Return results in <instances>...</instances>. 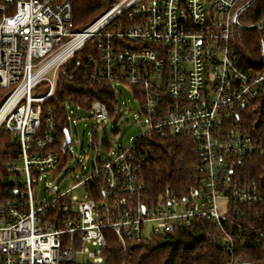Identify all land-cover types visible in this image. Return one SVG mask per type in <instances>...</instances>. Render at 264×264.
Wrapping results in <instances>:
<instances>
[{"label":"built area","instance_id":"1","mask_svg":"<svg viewBox=\"0 0 264 264\" xmlns=\"http://www.w3.org/2000/svg\"><path fill=\"white\" fill-rule=\"evenodd\" d=\"M73 1L0 0V89L9 90L0 127L16 144L8 167L13 187L4 192L14 199L0 205V264H102L107 231L125 250L130 241L172 234L196 219L222 231L216 241L229 264H243L232 258L234 241L246 232L251 245L264 247V230H246L231 215L243 217L240 207L262 196L255 185L232 181L227 158L264 156V127L242 133L226 124L264 92V24L257 29L262 64L249 65L234 25L245 0H119L76 32ZM90 40L97 54L84 79L114 91L117 83L138 87L148 128L111 155L95 151L92 169L71 187L82 188L81 198L53 188L35 205L33 186L59 165L56 122L51 109L42 122L41 104L54 93L59 67ZM87 113L75 114V123L88 118L98 126L108 118L99 100ZM65 126L69 133L68 113ZM151 133L193 141L200 189L178 196L166 188L154 200L144 198L134 149ZM89 141L94 149L92 133Z\"/></svg>","mask_w":264,"mask_h":264},{"label":"trees","instance_id":"2","mask_svg":"<svg viewBox=\"0 0 264 264\" xmlns=\"http://www.w3.org/2000/svg\"><path fill=\"white\" fill-rule=\"evenodd\" d=\"M119 0H74L70 31H80L93 22L104 11ZM248 0L243 2L244 4ZM264 19V0H254L238 18L242 26L256 25ZM258 30H235V39L249 65L261 63V39ZM98 43L86 42L58 69V81L53 95L41 104L42 122L51 109L56 122L60 142L57 145L59 165L57 171L68 158V151L62 150L63 130L67 117V106H78L88 111L94 100H99L108 109V117L116 109V93L111 88L93 85L84 79L89 57H96ZM262 64V63H261ZM64 72V74H62ZM44 84L35 89L39 91ZM136 99L139 89L129 86ZM9 90L0 89V105L8 96ZM264 127V92L254 102L229 119L226 130L242 133H255ZM94 138V137H93ZM138 159V173L143 183V196L154 200L164 189L169 188L178 196H184L191 188L200 189V176L195 171L199 160L192 140L181 135L151 133L143 138L134 149ZM16 153V144L10 132L0 127V205L14 199L4 192L13 187V175L8 172L9 163ZM142 157V160H140ZM64 161V162H63ZM228 175L238 186L257 187L262 201L248 207H240L242 217L232 216L246 230H264V156L244 155L227 158ZM92 197H94L92 195ZM235 233V230L233 231ZM106 247L103 250L102 264H229L230 257L216 241L223 237L220 229L211 223L196 219L193 223L172 234L155 235L140 242H128L124 250L112 232L107 231ZM242 242L234 241L232 258L243 264H264V247H255L242 233Z\"/></svg>","mask_w":264,"mask_h":264},{"label":"rangeland","instance_id":"3","mask_svg":"<svg viewBox=\"0 0 264 264\" xmlns=\"http://www.w3.org/2000/svg\"><path fill=\"white\" fill-rule=\"evenodd\" d=\"M51 77L52 74H48L47 78ZM39 89L37 92L41 94L43 89ZM115 91L117 103L115 112L98 126H95L88 118L75 123V114L86 117L88 113L81 109L78 111L75 108L77 106H67V113L70 117L69 133L71 140L67 146L68 158L65 162L63 161L64 164L55 174H42L41 179L33 186L32 194L35 205L51 198L52 191L49 190L53 188L60 191L68 190L71 196L81 198L82 188L71 189V187L92 169L95 151L98 156L111 155L119 147L128 146L131 139L147 130V118L142 113L140 102L135 98L130 87L117 83L115 84ZM91 133L96 145L94 149L92 146L90 147L89 135ZM149 234V225L147 224L145 236L147 237Z\"/></svg>","mask_w":264,"mask_h":264},{"label":"water","instance_id":"4","mask_svg":"<svg viewBox=\"0 0 264 264\" xmlns=\"http://www.w3.org/2000/svg\"><path fill=\"white\" fill-rule=\"evenodd\" d=\"M254 2V0H248L247 3L243 6V9H247L248 7H250L252 5V3ZM238 18H239V12L236 13L235 17H234V25L237 29L241 30V31H252V30H257L262 24H264V19L259 22L256 25H252V26H242L239 24L238 22ZM63 135H64V141L62 144V150L65 151L69 142H70V137H69V133L67 130L63 131Z\"/></svg>","mask_w":264,"mask_h":264}]
</instances>
